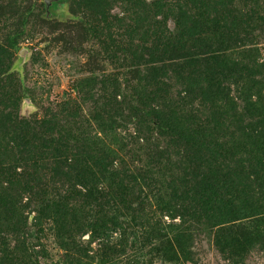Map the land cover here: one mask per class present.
Instances as JSON below:
<instances>
[{"label":"rangeland","instance_id":"obj_1","mask_svg":"<svg viewBox=\"0 0 264 264\" xmlns=\"http://www.w3.org/2000/svg\"><path fill=\"white\" fill-rule=\"evenodd\" d=\"M154 1L68 0L56 5L55 17L47 20L43 0H0V120L16 115L25 123H37L36 139L43 134L41 123H51L46 130L53 133L47 136L60 138L62 146H76L83 136L91 155H105L104 168L90 162L98 178L96 204L75 180L58 182L52 173L54 153L31 133L26 137L31 138L27 147L32 152L19 162L13 160L18 156L13 140L0 138V145L13 149L9 160L0 163V187L20 193L23 206L32 204L20 209L19 222L0 211V264H264L259 245H244L229 260L215 244V231L222 226L210 228L222 219L205 222L216 209L226 220L244 217L227 226L250 227L262 219L264 172L258 171L249 189L237 186L236 193L226 192L225 180L217 176L193 184V171L200 164L197 152L206 150L201 139L190 133L181 138L162 135L151 122L144 133L129 124L111 132L109 123L94 119L104 104H111L114 92L119 102L127 101L144 85L141 58L147 27L168 29L170 39L176 35L174 16L168 13L175 1L166 0L163 9L147 14L144 3ZM233 2L241 11L264 15V0ZM248 34L245 49L255 50L248 57L264 69V23L253 25ZM21 49L28 50V57L18 68ZM168 85L173 97L182 91L174 79ZM229 88L236 97V87ZM72 105L78 116L66 119L60 112ZM109 151L115 155L108 156ZM248 153L244 145L232 169L240 171ZM72 154L67 153L68 159ZM105 169L113 172L112 178L103 174ZM34 193L41 197H32ZM47 204L62 212L43 211ZM260 230L264 232V225Z\"/></svg>","mask_w":264,"mask_h":264},{"label":"trees","instance_id":"obj_2","mask_svg":"<svg viewBox=\"0 0 264 264\" xmlns=\"http://www.w3.org/2000/svg\"><path fill=\"white\" fill-rule=\"evenodd\" d=\"M165 1L145 2L144 7L148 9L146 13L163 9ZM174 1V6L168 9V13L174 16L176 35L173 39H170L168 29L164 28L162 31L158 25L153 26L155 28L152 30L149 26L146 29L148 44L145 45V54L141 58L145 72L144 85L127 101L119 102V95L114 92L111 104H104L105 108H100L101 113H95L94 119L104 124L109 123L113 127L111 132L129 124L134 126L136 133H144L148 131L146 123L151 122L163 132L162 135L171 138H181L185 133H190L201 139L200 144L206 149L203 153L197 152L200 164L193 171V184L203 183L210 176H217L225 180L223 186L228 193H236L237 186L249 189L251 179L256 182L259 172H264V69L248 57L250 54L254 55L255 50L245 49V42L250 36V28L256 23H264V15L259 16L256 10L241 11L233 0ZM10 45L14 47L13 44ZM3 74L0 72V82ZM171 79L181 83L182 87V91H177L174 97L169 91ZM229 84L236 87V97L231 95ZM205 111L207 116L204 115ZM77 113L78 110L73 105L60 112L66 119L75 118ZM37 126V123H25L16 115L0 120V138L2 141L6 137L13 140L18 153L13 159L15 162L22 161L32 152L33 147L29 149L27 146L31 138L39 136ZM49 126L51 123H41L43 134L36 140L44 148L51 149L55 155L53 176L60 183L75 180L87 189V198L97 204L100 198L99 193L95 192L94 184L98 178L90 162L101 168L105 160L104 153L95 151L91 155V147L87 146L83 136L79 141L76 140V146H62L60 138L47 136L49 132L53 133V129L46 130ZM30 133L31 138H27L26 134ZM218 140L222 144H205ZM244 145L249 153L241 162L240 171L232 169L233 158ZM9 146L0 145V163L9 160L13 152ZM68 152L73 153L71 160L67 157ZM111 155L115 153L109 151L108 156ZM74 164L80 169L73 168ZM103 172L108 179L112 178L113 172L107 169ZM1 173L0 171V175ZM9 192V188L0 187V211L11 221L16 218L20 209H27L32 204L28 201L23 206L20 193ZM37 194L34 193L32 197H41ZM193 194L197 196V192ZM45 209H53L55 214L62 212L49 204L42 210ZM216 211V214L208 215L205 222L213 224V220L222 219L220 224L210 228L222 226L215 231L218 233L215 244L223 255L227 252L229 260L234 251L244 245L251 248L259 245L264 250V232L260 230L264 225V217L250 222V227L240 228L238 225H227L244 217L240 219L233 216L231 220H226L227 215L218 209ZM117 218L114 217L113 220L118 222ZM16 222H19L18 218ZM13 227L17 232L16 225ZM249 228L252 231L247 232Z\"/></svg>","mask_w":264,"mask_h":264},{"label":"water","instance_id":"obj_3","mask_svg":"<svg viewBox=\"0 0 264 264\" xmlns=\"http://www.w3.org/2000/svg\"><path fill=\"white\" fill-rule=\"evenodd\" d=\"M68 0H43L44 4V18L49 20L55 17L54 15V7L58 4H65ZM28 57V50L27 49H21L18 53V68H21L22 64L26 61ZM25 105H29L30 102L28 99L24 100Z\"/></svg>","mask_w":264,"mask_h":264}]
</instances>
